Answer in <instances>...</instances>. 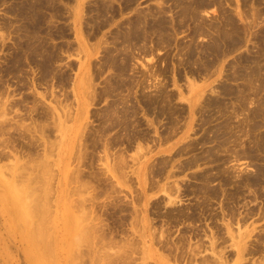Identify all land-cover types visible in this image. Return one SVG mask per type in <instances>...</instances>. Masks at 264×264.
I'll return each instance as SVG.
<instances>
[{"label": "rangeland", "instance_id": "obj_1", "mask_svg": "<svg viewBox=\"0 0 264 264\" xmlns=\"http://www.w3.org/2000/svg\"><path fill=\"white\" fill-rule=\"evenodd\" d=\"M0 264H264V0H0Z\"/></svg>", "mask_w": 264, "mask_h": 264}, {"label": "bare ground", "instance_id": "obj_2", "mask_svg": "<svg viewBox=\"0 0 264 264\" xmlns=\"http://www.w3.org/2000/svg\"><path fill=\"white\" fill-rule=\"evenodd\" d=\"M1 152H2V151H1ZM5 152H6V151H5ZM5 152H4V153H5ZM5 154H7V153H5ZM1 155H2V154H1ZM3 156H4V155H3ZM40 164H41V163H39V165H40ZM43 164H45V163H43ZM43 164H42V166H43ZM46 164H47V163H46ZM45 166H46V165H45ZM43 168H44V167H43ZM29 185H30V184H29ZM36 185H37V184H36ZM45 185H46V184H45ZM38 186H39V185H38ZM33 187H35V186H33ZM43 187H44V186H43ZM36 188H37V187H36ZM40 188H41V187H40ZM40 188H39V193H40ZM34 189H35V188H34ZM41 189H42V188H41ZM27 190H28V189H27ZM44 192H45V191H44ZM41 194H42V192H41ZM42 199H43V198H42ZM35 200H36V199H35ZM35 200H32V201L35 202ZM37 201H38V200H37ZM40 201H41V200H40ZM38 202H39V201H38ZM38 202H37V203H38ZM40 203L42 204V202H40ZM40 203H39V204H40ZM30 204H31V203H30ZM33 204H34V203H33ZM39 204H38V205H39ZM36 205H37V204H36ZM45 206H46V205H45ZM45 206H44V207H45ZM35 207H36V206H35ZM37 207H38V206H37ZM32 208L34 209V207H32ZM44 209H45V208H44ZM44 209H43V210H44ZM35 210H36V209H35ZM40 210H42V208H41ZM40 210L38 209V211H40ZM41 212H43V211H41ZM41 219H42V218H41Z\"/></svg>", "mask_w": 264, "mask_h": 264}]
</instances>
